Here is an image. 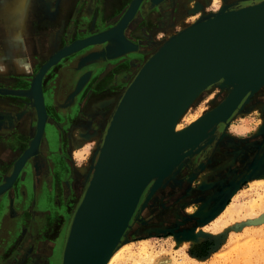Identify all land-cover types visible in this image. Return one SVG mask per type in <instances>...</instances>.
Returning <instances> with one entry per match:
<instances>
[{"label": "water", "instance_id": "water-1", "mask_svg": "<svg viewBox=\"0 0 264 264\" xmlns=\"http://www.w3.org/2000/svg\"><path fill=\"white\" fill-rule=\"evenodd\" d=\"M142 1L130 0L110 25L64 43L39 66L29 87L20 91L28 97L35 115V132L9 167L0 170V202L5 195L9 197V203L15 193L24 196L25 180L28 175L35 174L33 159L39 155L45 123L51 119L42 86L47 71L68 56L70 63L65 69L78 71L87 67L78 75L70 91L74 101L105 66H112L114 59L119 60L138 50L139 44L129 39L124 30L137 19ZM159 1L149 0L147 9ZM194 25L180 37L156 48L119 95L93 153L87 184L68 229L62 264H104L122 240L148 183L151 181L146 198L183 158L187 152L185 148L211 135L217 124L225 125L250 96V89L264 77V0L223 3L216 11L197 17ZM80 31L86 32V28ZM112 42L117 49L108 51ZM92 56L99 58L89 60ZM176 77L190 80L189 94L186 103L172 110L171 119L184 112L201 88L214 82L229 83L234 90L197 125L186 128L170 147L155 152L150 172H147L139 156L142 124L155 98ZM211 120L214 127L207 131L205 125ZM26 163L31 165L29 171L25 168Z\"/></svg>", "mask_w": 264, "mask_h": 264}, {"label": "rangeland", "instance_id": "rangeland-1", "mask_svg": "<svg viewBox=\"0 0 264 264\" xmlns=\"http://www.w3.org/2000/svg\"><path fill=\"white\" fill-rule=\"evenodd\" d=\"M13 1L0 0V15L2 20H5L6 29L12 34L14 29L17 32L22 28L17 24L20 18L17 15L8 16L6 13L2 16V12L7 3ZM230 1L234 0H202L200 4L198 0L194 2L179 0V8L184 12L187 11L188 15L171 29L155 33L152 42L143 49L144 51L135 50L124 57L132 62L127 70L114 76L107 84V95L113 97L108 105L94 117H89L79 132L78 125L72 128L69 126L71 130L68 134L71 133L72 139L76 137L74 141H70V148L62 149L61 154L69 160L75 172H72L74 178L69 180L71 187L69 193L68 185L62 180L63 188L59 194L63 203L56 204L58 212L60 207H63L64 194H69L70 210L66 212L65 235L61 238L59 248L57 247V250L55 248L54 251L49 246L32 247L31 243L36 239L35 235L29 232L15 248L16 250L0 264H35L36 260V263L40 264L44 252L47 251V253L51 252L49 258L51 263L47 260V264H62L70 222L87 182L85 172L89 171L93 153L101 141L105 124L122 90L143 61L170 35L194 23L197 17L205 12L216 11L218 4L222 5ZM25 16L21 18L25 20ZM119 62L120 59H114L113 65ZM102 76H95L91 93L95 91L94 89L98 90L96 92L98 95L102 93L101 87L97 86L101 80H104ZM220 86V84H210L208 89L184 110L180 118L181 126H187L192 117L213 109L219 91L221 97L224 96L222 93L230 92L229 85ZM77 100L78 96L73 102L76 103ZM46 102L50 105L49 97ZM26 107L27 110L24 109V112L20 110L15 117H20L21 114L23 116L29 108L32 109L30 104H26ZM211 123L212 120L205 125L207 131L214 127ZM223 133L226 139L218 148L221 155L213 167L201 164L195 169L192 162L196 165L198 159L186 160L197 143L192 149L187 150L183 158L172 167L146 198L151 181L148 183L122 237V246L125 250L114 264H264V182L255 181L264 179V88L244 101L241 108L224 125ZM55 158L58 160L59 157ZM57 162L52 168L51 187L56 186ZM65 171L66 168L63 174ZM69 178L71 177L67 176V179ZM29 181H32V175L27 176V184ZM47 190L53 197L50 188ZM229 204L230 208L235 207L225 212ZM54 210L48 215L52 216L56 211Z\"/></svg>", "mask_w": 264, "mask_h": 264}, {"label": "crops", "instance_id": "crops-1", "mask_svg": "<svg viewBox=\"0 0 264 264\" xmlns=\"http://www.w3.org/2000/svg\"><path fill=\"white\" fill-rule=\"evenodd\" d=\"M129 1L56 0L53 7L50 0H30L19 37L6 29L5 22L0 15V114L2 113L0 115V170L9 167L11 162L27 147L34 135L36 122L32 109L29 108L23 116L21 114V117H15V114L20 110L24 112L26 104H29L28 97L19 98L17 96L22 95L20 91L29 87L39 66L64 43L110 25L111 20L123 11ZM148 1H142L137 11V19L131 21L124 30L125 35L137 44L148 43V39L152 41L155 33L171 29L188 15L187 11L184 12L179 8V0H161L154 7L150 5L147 9ZM200 1L202 0H198L199 4ZM171 18L173 19L170 20ZM81 28H86V32H81ZM97 58L99 57L92 56L89 60H97ZM120 60L121 62L116 63L114 67L113 65L105 66L104 70L98 74V76L103 75L104 79L97 84L101 87V94L96 93L97 89L91 93L94 76L86 85L84 92L78 95L79 101L77 100L76 103L70 97V91L78 75L87 67L78 71L65 69L66 64L70 63L68 56L55 66L53 65V68L51 67V70L49 69L45 74L42 86L45 100L47 101V97L50 99V105L47 103L46 107L51 119L45 123L38 147L37 158L41 165L39 163L36 165L38 169L32 181L27 184L25 180L27 189L24 196L15 193L14 197L9 199L11 200L9 203L7 202L9 197L5 195L4 200L0 202L1 263L12 251L16 250L15 248L29 232H32L36 239L31 243L32 247L49 246L54 251L55 248L56 250L57 247L59 248L61 238L65 235L66 222V218L64 222H61L63 217L61 214L63 210L65 212L70 210L69 188L68 193L64 194L63 207H60L58 212L56 204L63 203L59 194L63 188L62 180H66L67 176L75 172V168L59 149H69L70 141L75 140L76 136L72 139L71 133L68 134L72 127L78 125L79 132L88 118L97 115L113 98L112 95H107V84L114 76L127 70L132 62L124 59V56ZM76 61L75 58L72 62L75 64ZM12 117L11 126L3 124L4 120H11ZM69 135L70 139H68ZM65 142L69 144L65 145ZM56 149L61 153H56L59 155L58 160L52 157L51 164L53 167L58 161L57 164L60 165L56 172V186L51 187L53 170L46 169L45 157L52 150H55V153ZM30 166L26 163V170L29 171ZM65 168L66 171L63 174ZM18 184L19 182L16 184L17 188ZM47 188H50L54 198ZM63 190L66 192L65 189ZM51 210L55 213L49 216L48 213Z\"/></svg>", "mask_w": 264, "mask_h": 264}, {"label": "bare ground", "instance_id": "bare-ground-1", "mask_svg": "<svg viewBox=\"0 0 264 264\" xmlns=\"http://www.w3.org/2000/svg\"><path fill=\"white\" fill-rule=\"evenodd\" d=\"M29 3H30V0H14L13 3H10V4L7 3L8 5H6L5 9L2 8L3 9L2 16L4 15V13L8 14V16H13V15L19 16L18 18H20V19H19V21L17 20L18 23L16 21H14V22L19 24L20 27L21 26L23 27L24 20L21 17H24L26 15V11H27V7H28ZM220 7H221V5L218 4L217 8H220ZM194 24H195V22L183 27L176 34L170 35L168 37V39L163 44L167 43L168 41L172 40L173 38L176 39V38L180 37L181 35H183L184 33H186L187 31L191 30L192 28H194V26H195ZM12 29H14V28H12ZM21 29L22 28H20L19 29L20 31H17V32L14 29L15 33L14 32L13 33L16 34V37H17V35L19 36ZM112 49H114V51H115V49H117V45L115 44V42H112L109 44L108 51L112 50ZM176 79H178V78L177 77L174 78L158 94V96L155 98L152 105L150 106V108L146 114V117L143 121V124H142V129H141L139 140H138L139 156H140L142 165L147 172H150L152 162H153V155L155 152H158V151H161V150H164V149L170 147L177 140L178 136L186 128L197 125L206 116V114H208V112L210 111L209 110V111H207V113L201 114L200 116L192 117L189 120L187 126H181V124H180V118H181L183 113L179 114L178 117H176V119L175 118L171 119L170 113L172 112V110L174 108H177L179 105L186 103V101L188 99L186 100L185 98L189 94V92L187 90V85L190 82V80H188L186 77H183V78L181 77L178 80H176ZM79 84H80V82H79ZM216 84L217 85L220 84L221 86H223V85L228 86L229 85V89H230L229 93L223 91L224 93H222V94L224 96L218 97V100L216 99L217 102L216 101L215 102H216V106H217L224 100V97L226 95H227L226 98H228V96L232 94L234 89L232 88V86L229 83H226V84H224L222 82L212 83V85H216ZM78 86L79 85L77 84V88H78ZM263 88H264V77H262L259 81H257L255 83V85L250 89L248 94H250V97L254 96L257 93H259ZM206 89H208V86L201 88L192 97V100L190 103L187 104V107L197 97H199ZM44 103L47 104L46 100H44ZM42 135H43V133H42ZM204 138L199 139V142L202 141ZM59 165L60 164L58 163L57 167H59ZM85 175H86L85 176V180H86V179H88L89 171L85 172ZM255 181L264 182V179H258ZM235 197H236V195H235ZM230 206L231 205L229 204L228 207H226L225 212L227 210H230V209L235 207V206H233L232 208H230ZM122 243H123V239L120 242H118V244L110 252V254L106 258L104 264H114L115 262L118 261L119 255L121 254V252L123 250H125L124 247L122 246ZM144 252H145V249L143 250V254H144Z\"/></svg>", "mask_w": 264, "mask_h": 264}, {"label": "flooded vegetation", "instance_id": "flooded-vegetation-1", "mask_svg": "<svg viewBox=\"0 0 264 264\" xmlns=\"http://www.w3.org/2000/svg\"><path fill=\"white\" fill-rule=\"evenodd\" d=\"M50 1H51V6L54 7V5L56 3V0H50ZM240 1L246 2L248 0H240ZM172 19L173 18H171L170 20H172ZM148 40H149L148 43L147 42H145V43L142 42L143 44L139 43L138 50H143V49H145L146 46H149L148 44H150L152 41H151V39H148ZM220 96H221V92L219 91V97ZM12 120L13 119H11V120L6 119V120H4L3 124L6 125V126H11L12 123H13ZM223 127H224V124H222V123L217 124L216 128H215V131L211 135L205 137L202 141L198 142V144L195 147L192 146L193 149H192V147L185 148L186 150L192 149V151L186 157L187 161L190 160V159L193 160L195 158L198 159L196 165H193V163H195V162H192V166H195L194 167L195 169L201 164L203 166L209 165L210 167H213L214 164L217 163V161H218V159L220 158V155H221L220 154V150H218V148H220L224 144L225 139H226L225 136H224V133H223ZM59 150L62 152V148H60ZM59 150H57L55 153L54 152H48V154H46L45 162H46V169L48 171H52V168H53L52 164H51L52 163V159H53L52 157H54V158L57 157L58 158L59 155H57L56 153H61V152H59ZM50 158H52V159L50 160ZM36 159H38L37 162H36ZM55 160H56V158H55ZM35 162H36V164H35ZM33 163H34V170L37 172L38 167H36V165L38 163L41 165V163L39 161V158H37V156L35 157V159H33ZM33 176L35 178L36 175L33 173L32 178H33ZM70 177L71 178L64 180L66 185H68V188L70 187L69 180L74 178L73 173H72V175ZM66 212L68 213L69 210L66 211ZM66 212H65V210H63V214H61V217L63 216L61 218V222H64V219L66 218ZM47 252H44L45 255H44L43 259H42V262L44 264H47V262H46L47 260H49V262L51 263V259H49L51 252L50 253H47ZM36 261H35V264H37ZM42 262L40 264H42Z\"/></svg>", "mask_w": 264, "mask_h": 264}]
</instances>
